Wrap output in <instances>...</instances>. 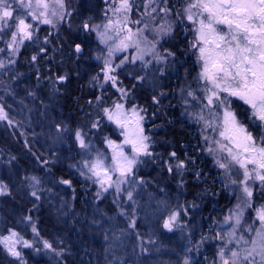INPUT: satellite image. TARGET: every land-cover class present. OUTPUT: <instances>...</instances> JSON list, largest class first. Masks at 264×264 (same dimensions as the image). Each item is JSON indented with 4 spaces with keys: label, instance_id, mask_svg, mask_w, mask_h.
Returning a JSON list of instances; mask_svg holds the SVG:
<instances>
[{
    "label": "rangeland",
    "instance_id": "rangeland-1",
    "mask_svg": "<svg viewBox=\"0 0 264 264\" xmlns=\"http://www.w3.org/2000/svg\"><path fill=\"white\" fill-rule=\"evenodd\" d=\"M145 2L146 0H134L130 20L141 19V14L145 11L143 7ZM179 2V5L176 6L168 0V6L172 9L171 14L168 16L161 18L163 14H160L156 20L150 22L149 18H143V21L148 23V28L144 31L140 44L141 49L144 50L143 60L132 61L131 58L138 55L134 47L113 53L110 59L114 68L125 57L129 58L123 65L116 68L113 73L118 80L115 87L110 81L106 82L104 80L103 75L100 74V69L103 67L104 59L108 57V48L110 46L114 47L119 37L109 32L112 40L108 44H104L100 42L97 30H89L92 32L93 40H95V46L93 44L90 47V57L95 60L97 70L93 77H91L89 72H86L88 75H85L82 72L84 70L82 68L79 73L77 72V75L80 76L82 74L85 77L84 82L87 88L89 87L90 92L95 93L97 96L90 93L93 96L91 99L86 95L85 100L75 111V121L72 122L73 128H70L69 122L63 120L62 108L52 90H50V95L46 96L47 98L42 101V105L38 102V95L36 97H27L28 100H31L28 104L23 94L12 103L5 98L6 95H0V105L4 107L8 114V120H0V128L7 129L12 124V122L9 123L11 121L10 117L16 118L21 123L20 129L17 131L19 135L25 139L23 137L25 136L24 129H27V137H25L30 139L32 145L40 148L41 154L42 152L43 155L47 154L50 148L56 150L63 149L64 141L68 138L74 140L77 146L76 167L79 174L87 181L88 191L92 198L88 210V225L91 230L89 235L92 233L94 235L98 234L100 239L102 238V242L108 246V248L105 246V249L102 246L99 247L100 249L102 248L103 252H100L101 257L97 259L98 264H184L185 260H187L188 264H219L218 249L223 246L226 240L221 242L215 239V237L218 234L230 231L229 225L224 224V217L229 214V210L235 209L237 204L243 207L245 196L241 191V185L232 183L233 180L239 181L243 179V170L238 165L232 166L230 170L219 167V163L230 162L228 153L221 150L216 143L219 140L221 143L228 144V141L220 137L219 132L221 129L219 121L214 116L216 112H221L222 114V108L213 107L210 112L208 108L204 107L206 104V93L203 91V88L206 81L201 80L199 76L203 61L199 60L197 48L195 52L190 50L196 70L190 73V76L187 78L189 80H186L185 77L178 79V88L174 93L177 97V104L182 112L181 117L193 126L196 145L199 147L198 152L209 160L211 163L210 168H213L218 174L217 180L221 184V188L228 194V206L223 211L220 208L216 220L211 219L209 217L210 214L204 215V204L210 203V201L205 202V198L199 195L200 191L194 192V199L188 194L186 186V178L187 174H189L188 169L185 163L183 167H177L180 161H178L176 156H171V153H173L172 148H174L172 141L169 136H163L164 134L161 133H164V131L155 125L154 108H152L155 102L153 101V97L157 98L164 91L161 89L162 83L159 81L158 74L166 70V73H170L169 76L172 74L173 77L172 71L177 65V63H173L170 59H168L166 65L164 64V59H161L160 50L168 48V42L175 38V36L174 34H165L159 31V29L161 26L170 25L172 31L176 24H181L184 29L191 32L192 30L195 31L198 27V23H193L186 19L187 14L184 11L188 4L195 2V0H180ZM108 3H111V0H107L101 6L102 15L92 23V25H101L99 31H104L103 24L107 23L105 12H107L109 17L112 16V13L108 11ZM152 6L162 7L163 5L154 3ZM69 10L65 4V12L70 13ZM196 11V9H193V12ZM68 17L69 15H66L63 20L59 21L53 18L54 23L52 25L40 24L34 32L33 39L25 41L14 55H10L6 47L8 36H4L3 40H0V49H4L3 52H0V61L4 65L0 67V78L11 79V81L17 80L18 75L16 70L18 66H26L27 62L33 61L29 53L24 61L23 59L19 60L21 48L25 44L40 43L43 45L47 43L48 38L43 37L42 34H56L66 23ZM196 19L198 21L199 17H196ZM144 22L140 25L129 24L128 26L132 27L133 31H135L137 27L142 28ZM219 28L222 31H227L224 25H220ZM195 36L196 32L195 34H189L193 42ZM153 43H155V48H152ZM168 51L173 53L171 48H168ZM42 53L45 56L46 52L43 51ZM97 57H100V59H97ZM167 58H170V55H167ZM9 59L13 60L14 63L9 64ZM60 76L68 78L66 72L60 73L59 76L55 77V83ZM140 77H143V79H139ZM66 81L67 79L61 80L58 84L61 88V94L63 93ZM120 88L128 92L127 97L122 96V93L119 91ZM189 91L193 92L194 95L189 96ZM226 95V93L222 94V96ZM96 97H101V100L98 101ZM229 99L232 101V109L237 113L238 120L248 131L253 133L259 144V137L262 132L261 122L252 117L251 109L243 101L235 97H229ZM118 100L124 103L126 108L134 104L138 108L145 110L140 114L144 117V134L149 137L148 151L151 155L139 157L134 166L133 173L120 186V191H117L115 187L102 191L100 185L96 182V178L91 177V173H88L87 169L84 168L83 162L95 159L97 154L110 158L112 150L106 144L107 139L114 140L117 144L122 143L124 139L122 135L123 130L112 121H109L103 113L104 108L110 107L114 101ZM201 115L203 116V120L200 119ZM93 122H98L99 127L92 128ZM206 122H211V126H207ZM77 129L82 130L85 134V141L89 144L91 151L79 146V142L75 138V131ZM35 134L41 135L44 141L39 140ZM39 142H44L45 146H41ZM209 148L213 149V151L209 152ZM124 151L131 156L129 146L125 145ZM19 157L28 165L36 162L28 154H22ZM8 161L10 162L11 160ZM8 161L5 163H8ZM105 162L106 164L111 163L110 159H107ZM0 166L1 169H4L2 168V164ZM28 167L23 169V171H26V176L19 180L24 179L26 183H29V186L36 187L37 183L32 177H37L39 180L38 173L28 170ZM157 168H164L161 170L163 171V177L159 173L155 174ZM169 168H171V171H169ZM4 171L6 170L4 169ZM4 175L7 177V173ZM117 175V173L112 174L114 180ZM0 177L2 176L0 175ZM0 181L3 184L5 182L1 178ZM11 184L14 189L19 187L18 180L12 181ZM60 185L59 193H61L58 196H47V198L54 207L63 210L66 205H70V184L60 183ZM249 187L253 190V196L249 200L252 207L244 208L241 215V223L236 229V237L239 238V236L243 235L246 240H250L255 236V230L248 232L247 228L249 225H252L253 229L259 227L258 221L253 224L255 209L264 205V189L260 187L259 181L249 182ZM129 192L132 193L131 199L128 198ZM2 195L0 194V196ZM106 198L110 200L111 210L108 209L109 205L106 202ZM176 210L180 212L176 226L172 231L163 228L164 220L168 218L172 211ZM207 220H210L209 223H206V226H202L203 222ZM133 221L135 222L134 226ZM232 223L234 221L229 222V224ZM57 224L58 226H62V220L59 219ZM32 227L33 224L28 221L26 223H18L14 228L8 225H0V236H7L11 229L19 232L24 239L31 242V239H28L25 235L30 233L32 238H34L31 243L41 249L42 241L32 231ZM56 233L58 234V232ZM206 245L213 248L212 253L215 254L214 259L210 263L205 254L201 255L202 261L198 255L202 253ZM0 247L10 257L17 258L11 256L3 245H0ZM228 247L229 249L239 251L240 248L250 247V245H236L233 242ZM17 249L21 252V257L17 259L22 258L23 251L30 250V248H25L22 244L17 245ZM241 255L243 256V252Z\"/></svg>",
    "mask_w": 264,
    "mask_h": 264
},
{
    "label": "snow or ice",
    "instance_id": "snow-or-ice-1",
    "mask_svg": "<svg viewBox=\"0 0 264 264\" xmlns=\"http://www.w3.org/2000/svg\"><path fill=\"white\" fill-rule=\"evenodd\" d=\"M154 3L163 6L153 7ZM133 5L134 0H111V3H108V11L112 13V16L109 17L105 12L107 23L103 24L104 31H99L101 25L90 26L87 22L83 24L85 30H97L101 43L108 44L112 40L109 32L119 37L115 46L108 48V57L104 59L103 67L100 69L104 80L110 81L114 87L118 80L113 73L129 58L125 57L114 68L110 59L113 53L134 47L138 55L133 56L132 61L143 60L144 50L141 49L140 44L143 33L148 28V23L144 22L143 18H149L150 22L156 20L160 14H163L161 16L163 18L172 12L168 6V0H146L141 19L132 21L130 14L133 11ZM193 9L197 11L193 12ZM184 11L188 21L198 23L195 29V40L191 47L198 48L199 60L203 61L199 76L201 80L206 81L203 88L206 93L204 107L210 112L213 107L222 108V114L216 112L214 116L219 121L221 129L219 135L228 141V144L221 143L219 140L216 143L221 150L228 153L230 162L219 163V167L230 170L232 166L238 165L243 170V179L232 181L233 184L241 185V191L245 196L243 207L237 204L235 209L229 210V214L224 217V224L229 225L230 231L215 237L221 242L226 240L218 249L219 264H264V205L255 209L253 224L258 221L259 227L253 229V226L249 225L247 228L248 232L255 230V236L250 240H246L243 235L236 237V229L241 223L244 208L252 207L249 200L253 196V190L249 187V182L259 181L260 187L264 189V0H195L189 3ZM66 15L71 13L65 12V0H0V40L8 36L6 47L10 55H14L25 41L33 39L34 32L40 24L52 25L53 18L59 21ZM196 17H199L198 21ZM142 22L144 26L137 27L135 31L128 26L129 24L140 25ZM220 25L226 26L227 31H222L219 28ZM159 31L167 34L171 31V26H161ZM152 48H155V43L152 44ZM75 50L79 53L82 50L81 45L76 44ZM3 51L4 49H0V52ZM40 51L43 52L44 49ZM168 55H174V53L169 52ZM31 59L35 61L37 56L33 55ZM8 63L11 64L14 61L9 59ZM3 66V62L0 61V67ZM58 79L65 80L67 77L60 76ZM119 91L123 97L128 96L125 89L120 88ZM224 93L227 95L222 96ZM188 95L193 96L194 93L189 91ZM229 97L243 101L251 109L252 117L261 122L262 132L259 144L253 133L238 120ZM96 99L99 101L101 97ZM153 101H156V97H153ZM142 111L145 110L134 104L126 108L125 104L119 100L103 109L107 119L123 130L124 139L121 144L111 139L106 140L107 146L112 150L110 158L97 154L95 159L83 162L84 168L91 173V177L96 178L102 191L112 187L120 191V186L133 173L139 157L151 155L148 151L149 137L144 134V117L140 114ZM200 119L203 120L202 115ZM0 120H8V114L2 105H0ZM206 124L211 126V122ZM91 127L98 128L99 123L93 122ZM75 138L81 148L91 151L82 130L75 131ZM125 145L130 147L131 156L124 151ZM208 151L211 152L213 149L209 148ZM171 156L175 157L176 153H171ZM107 159H110V164H106ZM183 165L184 161H180L177 167H183ZM113 173L118 174L115 180L112 177ZM32 179L39 183L35 177ZM62 182L71 183L69 180ZM6 190L7 185L0 181V194H4ZM31 195L36 197L37 193L33 191ZM128 198H132L131 192L128 193ZM179 215V210L172 211L164 220L163 228L172 231ZM25 219L31 221L30 216ZM230 221L234 223L229 224ZM134 223L133 221V226ZM32 231L38 235L35 225ZM233 242L236 245L244 244L250 247L240 248L239 251L229 249L228 246ZM43 243L45 248H52L48 241ZM20 244L25 248L32 247V243L15 230L10 229L7 236H0V245H3L13 257H21V252L17 249V245ZM21 264H23L22 261ZM184 264H188L187 260Z\"/></svg>",
    "mask_w": 264,
    "mask_h": 264
},
{
    "label": "trees",
    "instance_id": "trees-1",
    "mask_svg": "<svg viewBox=\"0 0 264 264\" xmlns=\"http://www.w3.org/2000/svg\"><path fill=\"white\" fill-rule=\"evenodd\" d=\"M65 4L71 13L66 23L56 34H42L43 37L48 38L47 43L43 45L40 43L25 44L21 48L19 60L23 59L24 61L28 53L30 56L36 55L37 59L27 62L26 66H18L16 70L18 75L17 80L11 81V79L1 77L0 95H6L5 98L12 103L23 94L26 101H28L27 104L31 101L27 97H36L38 95V102L42 105V101L47 98L46 96L50 95V90H52L62 108L63 120L69 122L70 128H73L72 122L75 121L77 107L82 104L86 95L88 98H93L91 96L92 93L89 91L90 88H87L84 82L85 77L82 74L80 76L77 75V72L79 73L82 68L84 69L82 72L85 75H88L87 73L89 72L91 77H93L97 70L95 60L90 57V47L95 43V40H93V36L91 35L92 32L85 30L83 24L87 22L89 25H92L102 15L100 9L104 4H102V0H65ZM76 44L81 45L82 50L79 53L75 50ZM41 49H44V52H46L45 56L40 51ZM63 72L68 74V78L61 94V88L57 82L55 83L54 79ZM171 94L170 90L166 96L168 98L167 101H155L152 105V108H154L155 125L164 131V133H161L164 134L163 136H169L174 148L178 151L180 150L177 159L178 161H184L189 172L186 178L188 194L193 198L195 196L194 192L200 191L199 195L205 198V202L210 201V203L204 204V215L210 214L209 217L216 220L220 208L223 211L228 206V194L221 188L222 186L217 180L218 174L213 168H210L211 163L209 160L198 152L199 147L196 145L193 126L181 117V109ZM10 120L12 124L7 129L0 128V164L6 170L4 171V169L0 168V175L3 177L0 178L4 179V185H7V192L0 196V225H8L14 228L18 223H26L28 220L25 218L30 216L31 221L28 222L35 225L40 240L48 241L52 245L53 250L56 243H63L64 251L58 252V254L52 248L45 250L43 242L41 243L42 248L40 250L43 255L45 253L44 256L55 257L57 255L59 257L56 259L52 257V260H55V262L52 261L54 264H98V250L91 249L87 244L81 246L78 240L79 235L86 236L90 233L86 215L92 198L88 191L87 181L79 174L76 167L77 146L74 140L69 138L65 140L63 149L57 151L58 160L45 164L47 174L57 182V186L63 183L62 181L64 180L71 182L69 189L70 193L74 196L72 200V218L69 221L70 224L67 223L69 227L64 223L62 226H58L57 222L59 218L52 216L51 213H47L44 203L49 204L47 196H58L61 192L59 193L60 189H57L56 186L52 187L46 184L47 178L44 171L40 170L37 172L40 181L39 187L44 186L41 188L40 193L44 191L46 193L48 191L52 192L45 198L39 199L42 203L38 207H32L31 204L23 202L17 204L21 192L15 194V197H10L11 193L13 194V189L9 187V185H12V181L18 180L19 188L22 190L27 188L24 179L19 180L26 176V171H23V169L26 168L24 165L27 163L18 157V155L24 154L22 150L23 145L31 146L29 151L32 153V156H36V150H38V146L32 145L30 139L26 138L27 129H24L26 137H23L25 140L17 132L20 129L21 123L13 117H10ZM184 124H188L187 128L184 127ZM35 136L39 140L44 141L41 135L35 134ZM39 144L45 145L44 142H39ZM174 148H172V151ZM185 153L191 155L190 159L184 156ZM12 156L15 158L11 159ZM8 160H15V164H9ZM7 161L8 163H5ZM191 161L194 164H191ZM5 173H7V177H5ZM38 196L41 197L42 195ZM7 209L14 210V214H12L14 220L6 216L8 213ZM210 220L204 221L202 226H206V223H209ZM56 232L60 233V236H55ZM25 235L33 242L32 239L34 238H32L30 233ZM212 252L213 248L206 245L202 253L200 252L201 254L198 255L201 259V255L205 254L210 263L215 257V254ZM69 253H75L81 261L79 262L73 258L70 259L68 257ZM29 257L28 251H25L22 253L21 259L12 258L0 247V264H21V261L23 264H32V260ZM46 257H44L41 264H53Z\"/></svg>",
    "mask_w": 264,
    "mask_h": 264
},
{
    "label": "bare ground",
    "instance_id": "bare-ground-1",
    "mask_svg": "<svg viewBox=\"0 0 264 264\" xmlns=\"http://www.w3.org/2000/svg\"><path fill=\"white\" fill-rule=\"evenodd\" d=\"M172 43V44H171ZM178 45H179V38L178 37H175V38H173L172 40H170V42H168V48H171L172 49V52L173 53H175L176 52V50H177V47H178ZM167 48V49H168ZM162 52H163V54H166V55H168V53L170 52V51H166V49H163L162 50ZM171 53V52H170ZM182 62V64L183 65H185V66H187V65H189V62H188V59H185L184 61H181ZM183 67V66H178V65H176L175 66V68L173 69V71H172V73L174 72H176L177 71V69H179V68H182L183 70H187L188 72L190 71V69L189 68H187V67ZM159 81L162 83L161 85V88L163 87V90H164V92L162 93V97H165L166 98V96L168 95V91H170L171 90V95H172V97H173V99L175 98L176 100H177V97H176V94L174 93L175 92V90L178 88V84H177V82L175 81V79L172 77V74H171V76H169L170 75V73H166V71H162V72H159ZM188 78V76H185V79L186 80H189V79H187ZM59 82H61V80H57V84H59ZM144 83H145V81H144ZM90 91V90H89ZM94 96L96 95L95 93H93V92H91ZM97 96V95H96ZM166 101L168 100V98H166L165 99ZM164 100V101H165ZM187 126H188V124H184V127L185 128H187ZM194 131V130H193ZM195 132V131H194ZM41 146H45V145H41ZM31 146L30 145H23V147H22V150H23V152H24V154H28L29 156H32L31 154V152L29 151V148H30ZM37 149L38 150H36V156H32L34 159H35V161L36 162H34V163H30L29 164V167H28V165L27 164H25L24 166L27 168L28 167V170H32V171H36V172H39L40 170L41 171H44L45 172V176H46V184L48 185V186H56V188L57 189H59V187H60V185H56V181H54L53 179H51L50 177H49V175L47 174V168H46V163L47 162H53V161H57L58 160V155H57V151H59V150H56V149H53V148H50L49 150V152L47 153V154H45V155H43V154H41V150L39 151V147H37ZM180 151V150H179ZM179 151L177 150V149H173V152H175L176 153V157H178V154H180L179 153ZM43 153V152H42ZM184 154V153H183ZM19 156H21V155H18V157ZM163 156H165V155H163ZM185 157L187 156V158H189L190 159V157H191V155L189 154V153H185V155H184ZM13 158H15L14 156H12L11 157V159H13ZM20 158V157H19ZM192 159V158H191ZM15 160H11L10 162H9V164H15V162H14ZM14 162V163H13ZM191 164H194V162L193 161H191ZM162 169H158L157 168V170H156V172H155V174H157V173H159L160 175H161V177H163V171H161ZM36 180H38L37 179V177H36ZM39 181V180H38ZM39 184H40V181H39V183H37V186L36 187H33V186H29V183H26L25 182V186H27V188H25L24 190H22L21 188H17V189H14V188H12V185H9V187L10 188H12L13 189V191H12V189H10L12 192H13V194L11 193V195H10V197H15L14 195L15 194H19L20 192H21V194H20V198H18V200H19V202H17V204H21V202H23V203H25V204H31L32 205V207H38L39 205H40V203H42L39 199L40 198H45L49 193H51L52 191H48L47 193H46V191H44L43 193H40V191H41V188H43L44 186H41V187H39ZM33 191H35L36 193H37V196L36 197H34V196H32L31 195V193L33 192ZM6 192H7V190H6ZM8 192H9V190H8ZM38 195H42L41 197H39ZM38 197V198H37ZM73 198H74V196L72 195V193H71V196L69 197V199L71 200L70 201V205H66V207H65V209H63V210H61V209H58L57 207H54L51 203H50V200H49V204L51 205H49V204H46V203H44L45 205V208H46V210H47V213H51L52 214V216H55V217H57V218H59L60 220H62V222L67 226V223H69L70 224V220H71V218H72V200H73ZM109 198H106V202H108V205H109V210H111V206H110V203H109ZM114 209H116V208H114ZM88 210H89V208H88ZM88 210H87V215H86V217H87V220H88ZM108 210V211H109ZM7 211H8V213L6 214V216L9 218V219H11L12 220V214H14V210L13 209H7ZM110 212V211H109ZM107 214V213H106ZM108 216H109V214H107ZM14 220V219H13ZM88 222H89V220H88ZM67 227H69V226H67ZM90 228V227H89ZM42 230H43V228H41ZM89 231L91 232V230L89 229ZM60 236V233H55V236ZM102 239V238H101ZM100 239V236L98 235V234H96V235H94V233H92L91 235H86V236H83V235H79L78 236V240L80 241V244L81 245H83V244H87L88 246H90L91 247V249H94V250H98V255H99V257H101V255H100V252L102 253L103 252V250H102V248L100 249L99 247H103L104 249H105V246H106V244H104L102 241L103 240H101ZM42 242H44V240H41ZM44 244V243H43ZM107 248H108V246H106ZM98 248V249H97ZM48 249V248H47ZM89 249V248H88ZM45 250H46V248H45ZM52 250H53V248H52ZM90 250V249H89ZM106 250H108V249H106ZM25 251H27V250H25ZM25 251H23V252H25ZM36 251V252H35ZM56 254H58V252H63L64 250H63V243H61V242H58V243H56V245H55V248H54V250H53ZM22 252V253H23ZM47 253V252H46ZM51 253V252H50ZM28 254H29V258H31V260H32V264H41L43 261V259H44V257H46V256H44L43 255V253H42V251L39 249V247L38 246H36L35 244H32V247H30V250L28 251ZM53 257V256H52ZM52 257L50 256V257H46V258H48V259H50V261L52 262H55V260H52ZM68 257L71 259V258H73V259H75V260H78L79 262L81 261V259L78 257V255H76L75 253H69L68 254ZM53 258H59L57 255L55 256V257H53ZM52 262V263H53ZM54 264V263H53Z\"/></svg>",
    "mask_w": 264,
    "mask_h": 264
},
{
    "label": "flooded vegetation",
    "instance_id": "flooded-vegetation-1",
    "mask_svg": "<svg viewBox=\"0 0 264 264\" xmlns=\"http://www.w3.org/2000/svg\"><path fill=\"white\" fill-rule=\"evenodd\" d=\"M180 0H169L170 3H174V5L178 6ZM106 0H102V4H105ZM226 32V31H224ZM161 33V32H159ZM167 34H174L175 37L179 38V45L177 47L176 52L174 53V55H170V58H167L166 54H163L162 50L167 48H162L159 52L161 57H166V59H164V64L167 65V61L168 59H170V61H172L173 63H177V65L179 66H185L182 64L181 61H184L185 59H188L189 65L185 66L187 68L190 69V71L188 72L187 70H183L182 68L177 69V71L174 73L173 72V78L175 79V81L177 82L178 79L180 77H185V76H190L191 72H194L196 70V67H194V59L193 56L190 52V50H192L193 52L196 51V48H192L191 44H192V39L189 37V34H195V31H188L187 29H184V27L180 24H176L175 27L173 28L172 31L168 32ZM188 34V36H187ZM198 48H197V53H198ZM166 71V70H164ZM163 90V87L161 88ZM164 92V91H163ZM153 97V96H152ZM165 97H162V94H160V96H157L156 101H162L165 100Z\"/></svg>",
    "mask_w": 264,
    "mask_h": 264
}]
</instances>
